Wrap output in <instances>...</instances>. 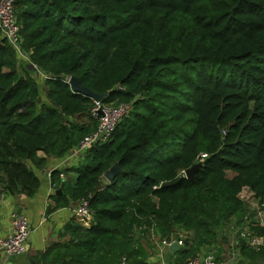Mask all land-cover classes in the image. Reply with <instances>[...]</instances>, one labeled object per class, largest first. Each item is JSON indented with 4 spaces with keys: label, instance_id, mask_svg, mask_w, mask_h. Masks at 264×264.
Wrapping results in <instances>:
<instances>
[{
    "label": "trees",
    "instance_id": "1",
    "mask_svg": "<svg viewBox=\"0 0 264 264\" xmlns=\"http://www.w3.org/2000/svg\"><path fill=\"white\" fill-rule=\"evenodd\" d=\"M14 7L23 49L50 77L33 76L0 32V191L33 194L32 166L64 157L95 129L93 100L64 76L105 93L103 104H131L110 138L85 151L72 183L60 178L65 170L51 172L60 189L51 194L55 207L91 194L93 218L88 227L67 222L58 232L66 239L30 264L123 257L147 264L146 237L176 229L194 233L175 253L183 263L244 210L243 187L264 194V0H14ZM199 152L207 156L188 180L181 171ZM116 161L121 172L104 182ZM250 229L264 237V227ZM239 248L247 259L239 264L264 261V245L240 238Z\"/></svg>",
    "mask_w": 264,
    "mask_h": 264
},
{
    "label": "built area",
    "instance_id": "2",
    "mask_svg": "<svg viewBox=\"0 0 264 264\" xmlns=\"http://www.w3.org/2000/svg\"><path fill=\"white\" fill-rule=\"evenodd\" d=\"M19 30L20 27L15 16L14 0H0V32L2 37H4L12 48H14L20 61L31 67L33 76L42 79L50 77L48 74L41 71L35 63H32L29 60L28 54L22 47ZM63 79L68 82L69 76H64ZM118 88L122 87L118 86ZM130 109L131 104L127 102L103 104L101 101L93 100V105L90 109V116L96 120V127L92 132L88 133L78 141V143L70 150V155L85 152L95 143L106 142L113 133L116 125L129 113ZM206 156L207 154L205 152H199L195 162H202ZM181 175L185 177L184 170L181 171ZM60 178L63 180L64 175L60 174ZM102 178L105 182L106 180L103 175ZM90 198L91 194H88L77 201L71 202L69 205L73 211L74 217L83 227H88L93 218V210L90 207ZM237 198L248 210H251V216H246L243 221L244 227L241 228L236 226L235 232L243 236V239L248 246L258 249L264 245V237L255 235L250 227H264V194L256 196L248 187H243L238 193ZM10 217L11 230L5 238L0 240V251L6 256L24 254L27 252V241L30 232L28 220L21 212H13ZM181 233L175 231L163 238L156 239L158 251L163 253L164 250L169 249V245L173 241H177L180 246H183L185 237H183ZM221 235L227 237L223 229L221 230ZM225 241L227 240L225 239L221 242L224 244ZM241 257V251L236 242H227L226 249L219 258L214 257L212 254L203 255L197 253L194 256L187 258L183 263L177 264H239L240 259H242ZM120 264H126L124 257ZM257 264H264V261Z\"/></svg>",
    "mask_w": 264,
    "mask_h": 264
},
{
    "label": "crops",
    "instance_id": "3",
    "mask_svg": "<svg viewBox=\"0 0 264 264\" xmlns=\"http://www.w3.org/2000/svg\"><path fill=\"white\" fill-rule=\"evenodd\" d=\"M38 156H44L39 152ZM85 152L76 155L66 154L64 157H47L40 168L32 166L33 171L39 179V185L33 194L25 192L0 191V240L5 238L11 230V217L13 212L24 214L29 223V239L27 241V252L24 254L6 256L0 251V264H30V257L44 251L47 246L60 238L58 232L74 217L70 206L55 207V201L51 194L56 187L51 183L50 174L55 169L65 170L62 173L64 179L72 183L75 180V169L84 160ZM63 179V180H64ZM20 189V186H18ZM147 248V264H176L177 256L170 249L160 253L157 249L156 238ZM158 239V238H157ZM152 247V248H151ZM181 248V246H180ZM179 248V249H180Z\"/></svg>",
    "mask_w": 264,
    "mask_h": 264
},
{
    "label": "rangeland",
    "instance_id": "4",
    "mask_svg": "<svg viewBox=\"0 0 264 264\" xmlns=\"http://www.w3.org/2000/svg\"><path fill=\"white\" fill-rule=\"evenodd\" d=\"M20 71H22V70L20 69ZM250 212H251V210L250 209L248 210L246 208V206L244 205V210H242V212H239V213L235 214L234 216H232L230 218V220L223 225V230L225 231V234L227 235V237H223L224 235H221V229H216L217 236H218L217 237L218 239H217L216 243H214L211 246L204 245V246L200 247L195 254H197V253H201L203 255L212 254L214 257L219 258L220 255L225 251L227 242H234V243L236 242L237 246L239 247L240 238H241V240H244V239H243V236L241 234H237L235 232V228H236V226L237 227H241V228L244 227V222H243L244 221V218L246 216H251V213ZM241 217L243 218V221L242 222H239V220L241 219ZM175 231L176 232L178 231L179 233L182 232L181 234L183 235V237L190 238V239L192 238V236L194 234L190 230L176 229ZM155 238L157 239L156 236H155ZM146 239H148L149 244H153L152 247H154V241L155 240L152 237H150V236L146 237ZM225 239L227 241H225V243L223 244L221 241L222 240H225ZM194 255H192V256H194ZM241 258L244 261L247 260L246 257H244V256L241 257ZM242 259H240V262L243 261ZM241 264H245V263L243 262Z\"/></svg>",
    "mask_w": 264,
    "mask_h": 264
},
{
    "label": "water",
    "instance_id": "5",
    "mask_svg": "<svg viewBox=\"0 0 264 264\" xmlns=\"http://www.w3.org/2000/svg\"><path fill=\"white\" fill-rule=\"evenodd\" d=\"M68 84L70 88L72 89V91L83 94L84 96L89 97L94 101H101L106 95L105 93L97 94L91 91L89 88L82 85L76 76H69ZM199 166H200V163L197 162L194 165H192L190 168L186 169L184 171L185 178H187L188 180H191ZM120 172H121V168L119 166L118 161H116L107 170H105L102 175L104 179L110 183L114 180L115 176ZM178 180L179 179H176L172 182H163L161 186H168V185L176 184ZM55 193L59 194L60 189H57ZM0 198H1V195H0ZM179 248H180V244L177 241H173L169 245V249L172 252L178 251Z\"/></svg>",
    "mask_w": 264,
    "mask_h": 264
}]
</instances>
